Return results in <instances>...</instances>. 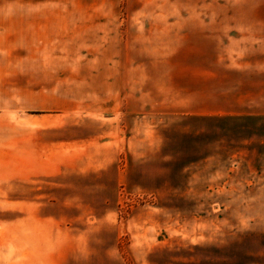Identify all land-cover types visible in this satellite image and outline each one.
Listing matches in <instances>:
<instances>
[{"label":"rangeland","instance_id":"obj_1","mask_svg":"<svg viewBox=\"0 0 264 264\" xmlns=\"http://www.w3.org/2000/svg\"><path fill=\"white\" fill-rule=\"evenodd\" d=\"M192 2L0 50V220H264V50L201 47Z\"/></svg>","mask_w":264,"mask_h":264},{"label":"crops","instance_id":"obj_2","mask_svg":"<svg viewBox=\"0 0 264 264\" xmlns=\"http://www.w3.org/2000/svg\"><path fill=\"white\" fill-rule=\"evenodd\" d=\"M143 0H0V50L106 48ZM199 45L264 50V0H201ZM142 7H139V6ZM0 220V264H264V220Z\"/></svg>","mask_w":264,"mask_h":264}]
</instances>
